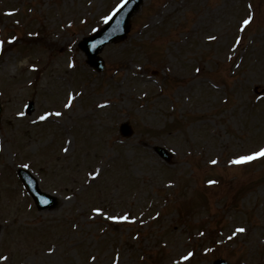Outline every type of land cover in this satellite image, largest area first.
Listing matches in <instances>:
<instances>
[{
    "label": "rangeland",
    "instance_id": "rangeland-1",
    "mask_svg": "<svg viewBox=\"0 0 264 264\" xmlns=\"http://www.w3.org/2000/svg\"><path fill=\"white\" fill-rule=\"evenodd\" d=\"M122 1L0 0V264H264V0H145L97 72Z\"/></svg>",
    "mask_w": 264,
    "mask_h": 264
},
{
    "label": "water",
    "instance_id": "water-1",
    "mask_svg": "<svg viewBox=\"0 0 264 264\" xmlns=\"http://www.w3.org/2000/svg\"><path fill=\"white\" fill-rule=\"evenodd\" d=\"M143 2L144 0H127V3L123 2L121 4L123 7L120 6V8L111 15L112 17L101 30L93 34L91 38H86L80 43V49L86 54L90 65L96 67L100 71L103 70L102 58L99 57L103 47L109 43H116L126 38L132 26L130 25L131 18L133 14L139 11ZM122 129L123 135L129 136L132 134L129 128H127V125H124ZM157 150L161 156L167 157L165 151L162 149ZM20 175L31 190L39 208H46V206H52L55 203L54 199L41 192L35 179L31 178L28 173L22 172ZM214 264L228 263L224 260H218Z\"/></svg>",
    "mask_w": 264,
    "mask_h": 264
},
{
    "label": "snow or ice",
    "instance_id": "snow-or-ice-1",
    "mask_svg": "<svg viewBox=\"0 0 264 264\" xmlns=\"http://www.w3.org/2000/svg\"><path fill=\"white\" fill-rule=\"evenodd\" d=\"M124 3H127V0H124ZM121 7H123V5H121ZM8 14L11 15V14H13V13L9 12ZM105 19H106V20H107V19H110V17H106ZM252 19H253L252 16H248L246 19H244V20L242 21L243 26H247V25H249V24L252 22ZM240 30L243 31V30H244V27H241ZM14 39H15V38H13V40H14ZM209 39H210V40H211V39H215V37H209ZM239 42H240V41L237 40V43H239ZM3 44H4V40L0 39V48L3 47ZM71 66H74V65H71ZM197 71H199V69H197ZM65 106H66V107H70L71 104L69 103V104H67V105H65ZM20 115H23V113H20ZM53 115L59 117V116L62 115V113H61V112H55V113L47 112V113H45L44 115L40 116L39 119L43 121V120H46V119H48V117L53 116ZM64 151L67 152L68 149H64ZM259 158H264V147L260 148L258 151L252 152V153L249 154V155L239 156V157H237L235 160H233L232 162H233V163H236V164H246V163H250V162H252V161H254V160H256V159H259ZM216 162H217V161H215V160L212 161V163H214V164H215ZM90 175H92L93 178L95 179V177L99 175V172L97 171V172H95V173H90ZM208 183H209V184H212V183H216V182H215V181H209ZM93 211H95V212H97V213H102V209H100V208H96V209H94ZM107 219H108V220H111V221H129V220H130V217H129L128 215H123V216L109 215V216H107ZM245 231H246V229L243 228V227L236 229V232H238V233H243V232H245ZM230 239H231V237H230ZM192 255H193V253L190 252V253H188L186 256L182 257V259H183V260H187V259H189V257H191ZM0 259H5V260H6L7 257H0ZM92 259L95 260V257H92Z\"/></svg>",
    "mask_w": 264,
    "mask_h": 264
}]
</instances>
